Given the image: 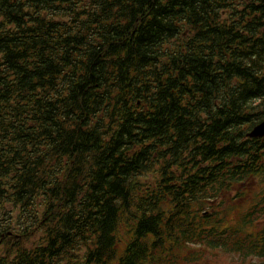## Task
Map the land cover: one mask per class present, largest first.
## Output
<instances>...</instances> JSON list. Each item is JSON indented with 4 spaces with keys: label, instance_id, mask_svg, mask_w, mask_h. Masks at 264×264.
<instances>
[{
    "label": "trees",
    "instance_id": "trees-1",
    "mask_svg": "<svg viewBox=\"0 0 264 264\" xmlns=\"http://www.w3.org/2000/svg\"><path fill=\"white\" fill-rule=\"evenodd\" d=\"M263 120L264 0H0V264H264Z\"/></svg>",
    "mask_w": 264,
    "mask_h": 264
},
{
    "label": "water",
    "instance_id": "water-1",
    "mask_svg": "<svg viewBox=\"0 0 264 264\" xmlns=\"http://www.w3.org/2000/svg\"><path fill=\"white\" fill-rule=\"evenodd\" d=\"M249 137H264V120L256 124L248 133Z\"/></svg>",
    "mask_w": 264,
    "mask_h": 264
},
{
    "label": "rangeland",
    "instance_id": "rangeland-1",
    "mask_svg": "<svg viewBox=\"0 0 264 264\" xmlns=\"http://www.w3.org/2000/svg\"><path fill=\"white\" fill-rule=\"evenodd\" d=\"M220 263L219 264H238V263H234V261L233 260H231L230 258H220L219 260H218ZM214 263H215V261H214ZM218 263V262H217ZM249 264V263H248Z\"/></svg>",
    "mask_w": 264,
    "mask_h": 264
}]
</instances>
